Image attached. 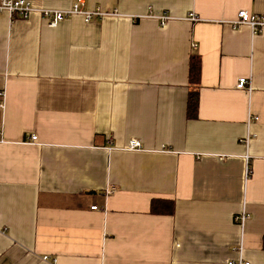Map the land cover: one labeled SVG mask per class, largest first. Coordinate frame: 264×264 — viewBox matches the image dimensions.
<instances>
[{"label": "crops", "instance_id": "1", "mask_svg": "<svg viewBox=\"0 0 264 264\" xmlns=\"http://www.w3.org/2000/svg\"><path fill=\"white\" fill-rule=\"evenodd\" d=\"M84 2L0 14V264H264V0Z\"/></svg>", "mask_w": 264, "mask_h": 264}, {"label": "built area", "instance_id": "2", "mask_svg": "<svg viewBox=\"0 0 264 264\" xmlns=\"http://www.w3.org/2000/svg\"><path fill=\"white\" fill-rule=\"evenodd\" d=\"M84 0H78L74 6L69 10L57 11V10H41L34 9L27 0H0V14H8L13 19H27L33 13L39 12L44 19L48 21V25L51 28L57 27L60 23L74 16H81L84 18L86 23L92 22L95 18H103L106 16H118L117 11L113 13H105L97 9L95 11L87 10L83 8ZM161 25L164 26L170 20L169 16L162 15L158 17ZM190 21H198L195 15L191 14L189 17ZM243 25H247L252 28L256 33L262 32L264 29V15H250L246 11H241L239 17L234 23L236 28H240ZM246 80L242 79L238 85L239 88L245 87ZM32 141H36L37 137H32ZM1 141V139H0ZM130 151H141L143 150V143L138 139L130 140L126 147ZM95 207L94 209H96ZM248 217L246 215L238 216L235 218L236 223L244 225ZM242 250V248H241ZM46 260L48 258L46 257ZM56 262V261H54Z\"/></svg>", "mask_w": 264, "mask_h": 264}, {"label": "trees", "instance_id": "3", "mask_svg": "<svg viewBox=\"0 0 264 264\" xmlns=\"http://www.w3.org/2000/svg\"><path fill=\"white\" fill-rule=\"evenodd\" d=\"M202 63L201 58L195 56L191 60L190 64V84L192 91L190 92L187 115L189 118L193 119L197 117L199 99L198 90L201 84V73ZM175 211V203L168 200H153L151 204V213L153 215H173ZM264 247V242H263Z\"/></svg>", "mask_w": 264, "mask_h": 264}]
</instances>
